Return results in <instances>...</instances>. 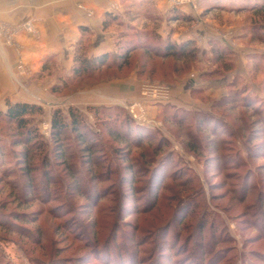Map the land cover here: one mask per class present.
<instances>
[{
	"label": "rangeland",
	"instance_id": "obj_1",
	"mask_svg": "<svg viewBox=\"0 0 264 264\" xmlns=\"http://www.w3.org/2000/svg\"><path fill=\"white\" fill-rule=\"evenodd\" d=\"M262 5L129 7L126 22L109 27L117 37L103 55L112 68L76 71V58L103 56L90 55L89 40L69 74L45 64L33 78L41 133L50 142L53 112L77 108L101 154L69 159L51 142L36 170L21 171L24 146L0 123V264H115L106 252L118 264H264ZM153 33L193 40L199 52L164 58L140 49L128 64L116 59L146 35L154 42ZM66 146L82 148L74 138Z\"/></svg>",
	"mask_w": 264,
	"mask_h": 264
},
{
	"label": "crops",
	"instance_id": "obj_2",
	"mask_svg": "<svg viewBox=\"0 0 264 264\" xmlns=\"http://www.w3.org/2000/svg\"><path fill=\"white\" fill-rule=\"evenodd\" d=\"M151 3L168 7V0H0V112L7 101L34 104L40 87L33 78L49 63L69 74L83 41L91 42V56L109 52L117 37L112 22L119 27L125 9Z\"/></svg>",
	"mask_w": 264,
	"mask_h": 264
},
{
	"label": "trees",
	"instance_id": "obj_3",
	"mask_svg": "<svg viewBox=\"0 0 264 264\" xmlns=\"http://www.w3.org/2000/svg\"><path fill=\"white\" fill-rule=\"evenodd\" d=\"M259 11L260 13L264 14V5L260 6ZM152 38H154L155 41L149 42L146 35L144 37L143 43L140 42L138 45L126 47L124 49V54L118 55V57L116 56V59H122L124 64H128L130 56L136 52V50L140 49L149 51L152 55L159 54V52L163 53L162 57L164 58H192L197 52H199V49L196 47L193 40H188L184 43L171 42L170 40L164 41L156 33H153ZM108 57L109 56L107 55H103L94 61L86 57L76 58V71H78L81 76H85L87 74L94 73L95 68H101L102 66H106V68H112L114 62L108 61ZM95 64L98 65L95 66ZM121 66L122 65H120V67ZM43 111V107L37 104L12 103L7 101L6 112H0V123H5L12 126L13 131L17 134V137H15L16 146H24L23 150L16 153L18 154L16 155L18 162H21L19 164H22L21 167H19L21 171L29 170L31 173L32 170H36V158L39 154H41L42 151H46L47 153L49 152L48 150L51 148V142L54 143L56 148H58L57 155L59 156H67L69 159L73 158L74 160H78L80 158L79 154L83 153L85 154L84 157H93L94 161L97 160L96 155L101 154L99 148L100 143H98L96 140V132L90 128V125L86 122L85 117L80 110L71 107L67 111L57 109L53 112L51 119L50 142L45 139L39 127L38 118H40V116L43 114ZM102 113L105 114L106 111L102 109L95 110L96 116ZM127 124H129V121ZM127 124L124 123L121 128L125 127L128 129ZM119 134L120 133L118 131V134L116 135L118 136ZM72 138H74L76 142L82 146V148L81 150L74 151L75 153L71 152L70 154L69 152L71 151V146H66V143L72 141ZM88 158L87 160H89ZM75 166L77 169L78 166ZM29 172L27 171L26 174ZM35 190L37 191V194L38 190H40L39 194L46 193L47 197L49 196V193L46 192V190L42 191L39 188H36ZM104 255L108 259H112L115 264H118L112 258L110 253L106 252Z\"/></svg>",
	"mask_w": 264,
	"mask_h": 264
},
{
	"label": "built area",
	"instance_id": "obj_4",
	"mask_svg": "<svg viewBox=\"0 0 264 264\" xmlns=\"http://www.w3.org/2000/svg\"><path fill=\"white\" fill-rule=\"evenodd\" d=\"M189 0H173L174 5H183V3H188ZM49 127V126H48Z\"/></svg>",
	"mask_w": 264,
	"mask_h": 264
}]
</instances>
